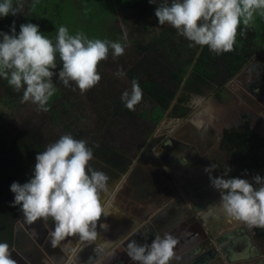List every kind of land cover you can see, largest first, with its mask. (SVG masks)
Wrapping results in <instances>:
<instances>
[{"label": "trees", "instance_id": "obj_1", "mask_svg": "<svg viewBox=\"0 0 264 264\" xmlns=\"http://www.w3.org/2000/svg\"><path fill=\"white\" fill-rule=\"evenodd\" d=\"M40 1L43 0H23L21 13L0 18V31L8 33L15 21L19 32L20 24L31 22L39 25L43 35L55 40L60 24L68 27L69 18L78 17L76 14H69L66 19L59 15L48 17L50 6L44 8ZM159 2L156 0L157 5ZM107 4L112 17L119 15L124 37L119 36L112 22L105 28L102 26V33L100 29L93 33L86 27L68 30L70 34L80 32L88 38L120 41L125 45L122 55L113 56L110 50L107 58L98 63L101 79L95 86L81 93L74 82L65 87L53 76L57 91L47 102L48 110L43 111L31 101L22 102L23 89L14 91L6 80L0 79V123L4 122L0 126V242L8 243L9 250L19 247L15 223L22 214L18 205L11 204L13 193L9 186L13 181L24 183L29 179L37 152L70 133L93 146L89 163L94 169L98 166L109 176L124 173L145 150L147 139L163 116H186L191 110L188 104L191 95L214 92L223 98L221 91L225 84L264 45V18L258 15L250 26L238 27L232 51L217 55L207 46L191 45L167 23L159 25L154 15L156 4L147 0H107ZM70 9L77 14L82 12V7L73 3ZM90 16L87 19H92ZM96 19L100 25L99 20L105 21L104 17ZM57 62L54 71L59 70ZM118 69L126 75H114ZM133 80L139 83L143 95L134 110H128L121 101V93L130 91ZM13 117L19 121L6 141L7 121ZM222 143L228 158L216 167L219 173L229 168L231 177L264 176V136H259L247 122L224 130ZM255 229L264 240V227Z\"/></svg>", "mask_w": 264, "mask_h": 264}, {"label": "clouds", "instance_id": "obj_2", "mask_svg": "<svg viewBox=\"0 0 264 264\" xmlns=\"http://www.w3.org/2000/svg\"><path fill=\"white\" fill-rule=\"evenodd\" d=\"M147 2L157 5L156 0ZM22 8L23 0H0V18L21 13ZM154 15L159 25L167 23L191 45L207 46L219 55L232 51L238 27L250 26L257 15L264 18V0H160ZM110 50L113 56H120L125 45L90 39L80 32L70 34L63 25L52 40L41 33L38 24L22 23L17 32L13 21L8 33L0 31V79L14 91L23 89L22 102L31 101L47 111V102L57 91L53 76L65 87L74 82L83 93L100 81L97 65ZM57 61L60 67L54 71ZM114 75L122 77L126 73L118 69ZM142 95V88L133 80L130 91L121 93V101L128 110H134ZM92 158L93 146L85 139H76L70 133L61 135L37 152L26 182L13 181L9 186L11 204L19 206L28 223L52 218L53 246L73 236L82 242L97 238V224L106 214L103 195L108 192L109 177L91 166ZM212 170V165L204 169L209 173L210 186L219 192V209L249 227H264V176L231 177L228 168L213 177ZM175 244V238L167 232L156 234L150 243L129 240L127 255L134 264H169ZM10 253L9 244L0 242V264H16Z\"/></svg>", "mask_w": 264, "mask_h": 264}, {"label": "flooded vegetation", "instance_id": "obj_3", "mask_svg": "<svg viewBox=\"0 0 264 264\" xmlns=\"http://www.w3.org/2000/svg\"><path fill=\"white\" fill-rule=\"evenodd\" d=\"M221 95L223 98H218L214 92L208 96L222 105L219 114L195 113V118L206 121L201 127L190 122L193 110L184 117H171L179 118L177 122L165 121L169 117L165 115L154 135L147 139L145 150H141L124 173L116 176L106 173L109 177L108 192L103 195L106 214L104 220L102 215L97 224V238L92 244H82L73 236L57 245L58 250L50 243V232L54 227L51 217L28 223L21 214L15 223V229L19 231V247L10 249L11 258L16 264H48L50 257L60 263L66 254H78V264H131L133 261L128 257L126 247L131 232L135 229H140L142 233L149 231V238L138 240L143 243L174 226L176 244L173 250H177L181 244L177 241V231L182 233V239L186 234L183 227L194 226L180 201V197L186 195L180 191L179 182L184 180L187 194L193 197V202H189L193 213L197 215L199 210L213 215L209 221L211 230L207 231L204 227L207 244H216L214 247H217V241L226 243L229 254L220 253L227 264H264V240L257 236L255 227L235 221L219 209V192L210 186L209 173L204 171L212 165L213 177L223 174L216 170L228 158L222 137L224 130L236 127L235 123L239 122V126L251 123L255 126L252 129H258L255 132L264 136V45L225 84ZM216 158H220V163ZM96 169L100 170L98 166ZM148 171L152 173L146 174ZM193 180H197L200 191L193 187L195 182L191 184ZM144 220L153 221L150 229L146 224V227L138 225V221L143 223ZM181 222L185 224L183 227ZM230 231H234V235L224 236ZM235 238L237 240L230 243ZM105 250L112 252L105 259L94 261Z\"/></svg>", "mask_w": 264, "mask_h": 264}, {"label": "water", "instance_id": "obj_4", "mask_svg": "<svg viewBox=\"0 0 264 264\" xmlns=\"http://www.w3.org/2000/svg\"><path fill=\"white\" fill-rule=\"evenodd\" d=\"M179 120H180L179 118H171V117H168L165 119V121H172V122H177ZM157 133H158V131H157ZM200 177H203V176H200ZM197 178L199 179V176ZM196 181L195 180L191 181V184H193L195 182V185H193V187H195V189L197 191H200L201 187L196 183ZM179 183L181 186L180 191L183 192L184 194H186L184 197H182V198L180 197V201L182 202V205H183V210L187 213L186 215L192 219V221L194 222V226H186L185 224H182V222H181L182 227H183V225H185L183 228L186 229V231H185L186 234H183V237L181 239L180 235L182 233L180 231H177V233H178L176 236L177 241H180L181 244L179 245L180 247H178L177 250H174L175 253L173 255V258H171L169 264H227L223 259V255L227 256L229 254L228 246H225L226 243H221V242L216 240L219 246L214 247L216 244L212 246V245L207 244V242H206L207 239L205 237L206 233H205L204 227H206L207 231L211 230V224H209V221H211V219H213V215L210 213L206 214V212L199 211V210L196 211L197 215H195V213H193V211L191 210L192 207H191V204L189 203L190 201L193 202V197H191V195L187 194L188 192L186 191V188L184 185L185 181L182 180ZM211 199H213V198H211ZM197 217H199V218H197ZM104 218H105V215L102 217V219L104 220ZM180 219H182L181 221H183V218H180ZM150 220H152V219H150ZM235 221H237V220H235ZM152 222L153 221H145V220L143 221V223H145L149 229H150ZM177 225H180V224L178 223ZM174 227H176V226H174ZM173 228L167 230L166 232L170 233L173 236V234H174ZM150 235H151V233L149 231L146 233H142L140 231V229H135L133 232H131L129 234L128 239L129 240H136L137 242H139L138 241L139 239H141V238L147 239V238H149ZM232 235H234V231H230V232H228V234H225L224 236L229 237ZM78 240L79 239L76 238V241H78ZM234 240L236 241L237 238L231 239L230 243L235 242ZM147 241L150 243L151 239L147 240ZM204 242H206V245L204 244ZM92 243H93V241L82 242V244H92ZM58 247L56 246V248L58 250H60ZM210 249H211L212 253H210ZM12 250H14V248H12ZM106 250L103 251L101 255L96 256L94 261H97L101 258L105 259L106 257H108L111 254V253L109 254V252H112V251L110 250L108 252ZM78 257H79L78 254H76V255L71 254V256L66 254L63 262H60V263L55 262L53 260L54 257H50V261L48 262V264H78V262H77ZM94 261H93V263H94ZM131 264H134V262H131Z\"/></svg>", "mask_w": 264, "mask_h": 264}, {"label": "rangeland", "instance_id": "obj_5", "mask_svg": "<svg viewBox=\"0 0 264 264\" xmlns=\"http://www.w3.org/2000/svg\"><path fill=\"white\" fill-rule=\"evenodd\" d=\"M40 3L45 5L44 8L50 6V12L48 11L49 12L48 17H49V15H52L55 17L57 15H59L60 18L66 19L67 16H69V14H76L78 16L77 18H69L68 27L66 26L68 28V30H81L82 28L86 27L87 29H91L93 31V33L98 31L99 29H100L99 31L102 33L103 32L102 26L105 25V26H103L105 28L106 24H111V22H112L118 28L119 36L121 35L122 37H124L122 25H121L120 20H119V15L114 16L112 14L113 17L111 16V14L107 11V8H108L107 0H83V1L82 0H74V2H73V0H43V1H40ZM72 3L77 8L82 7V12L81 13L79 12V14H77V12L75 10L70 9L72 6ZM89 5H90V7H88ZM90 13H92V16H90ZM9 16L11 18V15H9ZM89 16L92 17V19H87V17H89ZM102 17L105 18V21L99 20V22H101V25H100L97 22L98 19H96V18L102 19ZM4 23H5V21H4ZM72 23H74V25L72 27H69ZM43 25L45 26V24H43ZM61 25L62 24H60V26ZM108 38H110V36H108ZM1 91H2V89L0 88V92ZM209 94H211V93H209ZM209 94H204L201 96H199V95H191L190 96L188 104L191 107L190 111L193 110V112H192L193 117L191 116L190 122L192 120L196 121V119H194L195 118L194 115H195V113H198L200 111L218 112V114H219V112L222 109V105L219 104L218 102H215V100H213L211 97H208ZM19 111H23V109H19ZM197 119H199V122H201V121H202V123L205 122V119H203V118L197 117ZM17 121H19V118H14V117L11 120L7 121V125L9 127V130L7 131V133L5 135L6 141H8L9 138L12 136L13 131H14L13 128L15 127V124ZM248 122L250 123L249 120H248ZM3 124H4V122H1L0 126H2ZM159 124L160 123L157 124V127ZM235 124H236V127H239V125H240L239 122L235 123ZM249 125L251 126V128L255 127L251 123ZM255 131L258 132V129H255ZM154 132H153V135H154ZM216 160L219 163L220 158H216ZM226 160H227V158H226ZM137 162H138V160L136 161V163ZM217 162H216V164H217ZM224 163L225 162L220 163V166ZM149 173H152V172L148 171L146 174H149ZM221 173L222 172H220V174Z\"/></svg>", "mask_w": 264, "mask_h": 264}, {"label": "crops", "instance_id": "obj_6", "mask_svg": "<svg viewBox=\"0 0 264 264\" xmlns=\"http://www.w3.org/2000/svg\"><path fill=\"white\" fill-rule=\"evenodd\" d=\"M200 112H202V111H200ZM194 119H196V121H195V120H192L194 123H193L192 121H191V122H192V124H193L194 126H197V122H199V119H197V118H194ZM205 122H206V121H205ZM201 125H202V123L200 124L199 127H201ZM199 127H198V128H199Z\"/></svg>", "mask_w": 264, "mask_h": 264}, {"label": "bare ground", "instance_id": "obj_7", "mask_svg": "<svg viewBox=\"0 0 264 264\" xmlns=\"http://www.w3.org/2000/svg\"><path fill=\"white\" fill-rule=\"evenodd\" d=\"M121 223H122V222H121ZM139 224H141V225H143V226L145 225V223H141V221H138V225H139ZM145 227H146V225H145ZM135 228H136V227H134L133 229H135ZM133 229H132V230H133ZM132 230H131V231H132ZM173 253H175L174 250H173ZM172 258H173V257H172Z\"/></svg>", "mask_w": 264, "mask_h": 264}]
</instances>
